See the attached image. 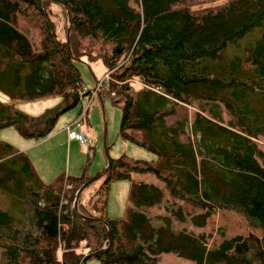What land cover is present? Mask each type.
I'll use <instances>...</instances> for the list:
<instances>
[{"label": "trees", "instance_id": "16d2710c", "mask_svg": "<svg viewBox=\"0 0 264 264\" xmlns=\"http://www.w3.org/2000/svg\"><path fill=\"white\" fill-rule=\"evenodd\" d=\"M96 61L122 82L108 86L122 102L120 137L154 158H110L102 196L92 195L88 208L80 193L79 213L104 219L109 242L108 227L82 220L73 206L91 177L84 167L45 183L25 152L0 141V264H57L60 244V264H80L75 249L84 239L90 252L106 243L89 258L99 264H162V253L195 264H264V0H0V91L13 101H0V129L49 136L79 104L77 63ZM132 81L141 85L136 93ZM49 95L59 100L39 115L14 104ZM180 108L189 115L168 124ZM138 172L163 186L134 181ZM115 180L130 181L123 217L107 210ZM164 200L171 214L154 224L144 208ZM225 212L259 242L217 227L220 239L208 245L215 215ZM186 217L209 233L174 230L173 218Z\"/></svg>", "mask_w": 264, "mask_h": 264}, {"label": "rangeland", "instance_id": "374dc122", "mask_svg": "<svg viewBox=\"0 0 264 264\" xmlns=\"http://www.w3.org/2000/svg\"><path fill=\"white\" fill-rule=\"evenodd\" d=\"M52 8L54 12L56 11L57 18H58V14L61 15V17L63 18V12L61 11V9L58 7L57 4H53ZM57 18L55 17V20ZM62 18L61 20H59V25H58V30H59L60 35H62L63 33L61 30ZM20 29L24 31L22 27H20ZM77 67L79 69L84 86H87V87L89 86V88L95 87L98 84L99 80L102 78L104 72H106V66L104 65L102 61H96L91 64L88 62H78ZM95 80H97L96 84H95ZM110 82H113L117 85L122 84L121 81H117V82L110 81ZM130 83L132 86L131 92L136 93L141 85H139L137 81H132ZM109 85L102 84L103 91L100 96L103 102V107L100 103L99 98L97 97V94L100 93L98 89V91H96L95 95L92 98V101L90 103L89 110L87 113V123H88L89 131L93 133L95 132L98 133V142L96 145L97 146L96 152H98L100 157L106 160H107V156L109 158H117L121 155H126L127 157H130L133 159L152 160L154 158V154L152 152L120 137L119 128H120V123H121L122 102L115 103L113 101V97L108 91ZM58 100H59V97L55 95H49V96L41 97L36 100L19 99V100L14 101V104L17 108H19L23 112H26L30 115H39L40 113L45 111V109L54 106ZM0 101L13 102L6 94H4L1 91H0ZM79 110H80V105L78 104L76 107L71 108L67 110L66 112H63L58 117L55 123V126L53 128V131H56L59 128V126L62 128L65 127V130H66L67 125L71 122L70 117L72 116V112L78 111L79 113ZM189 110H190L189 108L178 109V114L176 116H173L168 121V124H174L175 121L182 118L184 114L189 115ZM66 123L68 124L66 125ZM87 123L85 122L84 126H87ZM15 138L17 139L23 138L22 140H29L19 135L17 131L15 130V128L12 126L0 129V141L7 142L13 148L19 150V148L16 146L17 142ZM57 141H58V138L53 139L51 142H48L41 147H38V151H40L41 153L51 147L52 150H50L46 154V157H45V161H44L45 167L46 169H51V168L56 167V169L60 171L61 169L64 168V166L67 163V152L62 151V148L60 146L53 145V143ZM81 147H82L81 145H78V147L73 146L71 149V160H72L71 162L73 166L75 165L76 157L81 152ZM41 149H43V151H41ZM106 151H107V154H106ZM27 156L29 157L28 153H27ZM34 157H35V161H39L44 158V155H41L40 157L33 156V158ZM85 159H86V154H85ZM87 163H85L84 165H86ZM103 168H101V170ZM82 169L83 168H81L79 173L75 176H80L82 174ZM62 172H65L66 175H68V172L66 170H63ZM95 174H92V175H95ZM70 176H73V175H70ZM132 178L136 182H141V181L147 182V183L153 182L156 185L163 186L162 183L158 179H156L154 175L150 173H139V172L133 173ZM103 182H104V175L94 180L87 187H85V190L82 194L83 195L82 199H83L84 204L88 208H90L91 206L90 199L92 195L94 196V195L99 194L102 196L103 193H101L102 189L100 187L103 185ZM129 188H130V181L128 180H115V181L110 182L109 189L106 195L107 196V210L110 216L112 217H123L124 216V212H125L127 201H128ZM165 200L156 206H153L150 208H144V211L152 219L154 224H158L160 222L159 216L171 214L170 202L165 201ZM214 218H215V221H214L213 233L207 236L208 240L206 239L208 245L211 242H215L220 239L219 234L218 233L216 234L217 227L222 228L223 231H221V233L226 234L227 236H230L235 233H239L243 235L249 234L246 241L255 242V243L259 242V238L254 236L252 234L253 232L251 233L248 227L245 226L244 221L239 216L232 214L230 212H225L223 214L222 213L216 214ZM172 227L174 230L186 229L187 231H192L196 234L201 233V232H204L206 234L209 233V232H205L206 228H197L193 226L190 223L189 217H186L185 221L183 222H180L173 218ZM80 244H83V240L80 242ZM80 244L76 247L77 249L76 253L78 254L81 253V251H83V248L85 247L84 245H80ZM86 246H88L86 248H88V251L90 252V247L87 243V240H86ZM57 251H60V253H57V256L60 257L62 260L63 249L59 247ZM260 256L264 258V249L261 250ZM161 263L162 264H195L194 261L178 256L174 253H162ZM86 264H99V262L97 259L92 258V259H89L86 262Z\"/></svg>", "mask_w": 264, "mask_h": 264}, {"label": "crops", "instance_id": "0c3cea01", "mask_svg": "<svg viewBox=\"0 0 264 264\" xmlns=\"http://www.w3.org/2000/svg\"><path fill=\"white\" fill-rule=\"evenodd\" d=\"M77 113H78V111L72 112V116L70 117L71 118L70 121H72L76 117ZM68 123H66V125ZM61 126H63V125H61ZM84 131L87 132L93 139V145H92V152L93 153L91 156H89L86 149L82 146L81 152L76 157L74 166L72 165V162H71L72 161L71 160V149L73 146L78 147V145H81V144L77 140H70L68 138L65 127L62 128L59 126V128L56 131H53V133H51V135H49L45 138L38 139V140L33 139V138H31L29 140H22L23 138H20V139L15 138L16 142H17L16 146L19 148V151H23L26 154L28 153L29 159H30V161H32V163H33L32 165H34L36 173L38 174L40 179L45 183L50 182L57 175L61 174V172L63 170H66L68 172V175L75 176L79 173L81 168L84 167L85 168L84 171L86 172V174L91 176L92 174L98 173V171L101 170V168H103L106 165L107 160L100 157L98 152H96V148H97L96 145L98 142V133L97 132H95V133L90 132L89 128H88V123H87V126H85ZM55 138H58V141L54 142L53 145L60 146L62 148V151L67 152V163L64 166V168L61 169L60 171L58 169H56V167L51 168V169H46V167H45V163H44L45 157H46V154L50 150H52L51 147L46 149L44 152H41V153H40V151H38V147H41L48 142H51ZM25 139H27V138H25ZM41 151H43V149H41ZM85 154H86V159H85ZM41 155H44V158L42 160L35 161V157L33 158V156L40 157ZM85 163H87V164L84 165Z\"/></svg>", "mask_w": 264, "mask_h": 264}, {"label": "built area", "instance_id": "2783aa9c", "mask_svg": "<svg viewBox=\"0 0 264 264\" xmlns=\"http://www.w3.org/2000/svg\"><path fill=\"white\" fill-rule=\"evenodd\" d=\"M110 81L117 82L118 80L116 81L112 77L111 71H106L104 72L102 78L99 80L98 84L95 87L89 88L87 86H82L79 89L78 91V98H79V105H80L79 113L76 116V118L72 120L66 127L68 138L70 140H77L81 144V146H83L86 149L89 156H91L93 153L92 152L93 139L87 132L84 131V128H85L84 124L85 122L87 123V113H88L92 98L95 95L96 91H98L100 85L101 84L109 85L113 83ZM112 93L114 94V92ZM80 245H84L85 247L83 248V251H81V253L79 254L81 255L87 254L89 251H88V248H86L88 247L86 246V240H83V244H80ZM59 247H61L63 251L65 250L61 244L59 245ZM102 247L105 248L106 243H104ZM58 253H60V251H58ZM57 261H58L57 264H60L62 260L60 257H57Z\"/></svg>", "mask_w": 264, "mask_h": 264}, {"label": "water", "instance_id": "95a60500", "mask_svg": "<svg viewBox=\"0 0 264 264\" xmlns=\"http://www.w3.org/2000/svg\"><path fill=\"white\" fill-rule=\"evenodd\" d=\"M70 29H71V24H69V27H68V31H67V43L69 44V33H70ZM97 83V80H95V84ZM97 97L99 98L100 100V103L103 107V102L101 100V96H100V93L97 94ZM106 154H107V151H106ZM110 168V158L107 156V163H106V166L101 170L99 171L98 173H96L95 175H92L89 179H87L79 188L78 190L76 191L75 193V198H74V202H73V206L75 208V211H76V214L79 218H81L82 220H85V221H100L102 223H104L107 227H108V240L110 242L111 240V230L107 224V222L102 219V218H98V217H92V216H84L82 215L81 213H79L78 211V199H79V195L80 193L82 192V190L88 186L90 183H92L94 180L100 178L101 176H103L107 171L108 169ZM106 248V247H105ZM104 247H102L101 250L99 251H95V252H88L87 254L83 255L81 261H80V264H84V262L89 259L90 257H93V256H96L100 253H102L105 249Z\"/></svg>", "mask_w": 264, "mask_h": 264}]
</instances>
